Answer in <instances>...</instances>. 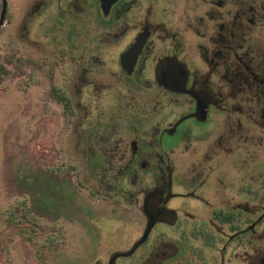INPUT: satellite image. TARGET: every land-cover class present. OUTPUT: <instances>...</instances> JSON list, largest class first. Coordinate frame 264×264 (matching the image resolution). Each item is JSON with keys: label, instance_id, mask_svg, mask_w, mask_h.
<instances>
[{"label": "flooded vegetation", "instance_id": "af4514ba", "mask_svg": "<svg viewBox=\"0 0 264 264\" xmlns=\"http://www.w3.org/2000/svg\"><path fill=\"white\" fill-rule=\"evenodd\" d=\"M47 8L56 97L109 127L98 145L81 131L82 163H108L132 217L98 264H264V0H37L36 17Z\"/></svg>", "mask_w": 264, "mask_h": 264}, {"label": "rangeland", "instance_id": "374dc122", "mask_svg": "<svg viewBox=\"0 0 264 264\" xmlns=\"http://www.w3.org/2000/svg\"><path fill=\"white\" fill-rule=\"evenodd\" d=\"M36 3L8 0L0 26V264H98L132 217L109 195L108 163L88 171L82 163L92 152L81 131L96 126L90 139L101 144L107 119L96 109L81 125L86 100L77 97L79 114L65 112L54 89L65 85L66 65L53 55L64 41L59 29L52 35L50 9L36 17Z\"/></svg>", "mask_w": 264, "mask_h": 264}, {"label": "water", "instance_id": "95a60500", "mask_svg": "<svg viewBox=\"0 0 264 264\" xmlns=\"http://www.w3.org/2000/svg\"><path fill=\"white\" fill-rule=\"evenodd\" d=\"M7 7H8V0H2V6H1V12H0V26H2L4 23L6 12H7Z\"/></svg>", "mask_w": 264, "mask_h": 264}]
</instances>
